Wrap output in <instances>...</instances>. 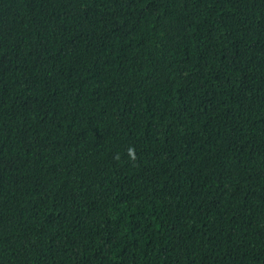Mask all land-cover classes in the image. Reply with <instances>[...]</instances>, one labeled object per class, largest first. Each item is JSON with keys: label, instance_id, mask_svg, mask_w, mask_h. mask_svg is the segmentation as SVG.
I'll return each mask as SVG.
<instances>
[{"label": "trees", "instance_id": "obj_1", "mask_svg": "<svg viewBox=\"0 0 264 264\" xmlns=\"http://www.w3.org/2000/svg\"><path fill=\"white\" fill-rule=\"evenodd\" d=\"M0 264H264V0H0Z\"/></svg>", "mask_w": 264, "mask_h": 264}]
</instances>
